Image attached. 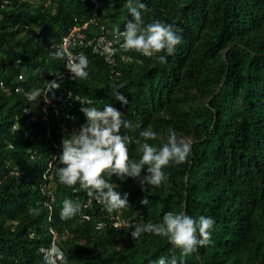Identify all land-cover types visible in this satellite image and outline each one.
I'll list each match as a JSON object with an SVG mask.
<instances>
[{
    "label": "trees",
    "instance_id": "16d2710c",
    "mask_svg": "<svg viewBox=\"0 0 264 264\" xmlns=\"http://www.w3.org/2000/svg\"><path fill=\"white\" fill-rule=\"evenodd\" d=\"M140 2L145 24L160 20L182 30L173 55L149 58L121 47L113 28L123 32L132 19L127 0H0V264H45L37 248L49 242V228L65 264L179 260L166 237L131 236L167 212L215 220L212 243L185 264H264V0ZM83 22L86 38L107 37L115 53L109 61L81 45L89 76L72 79L51 54L61 50L60 35ZM53 74L63 81L51 102L30 105L23 93L60 82ZM116 89L127 105L114 99ZM107 104L130 124L120 130L130 137V160L139 161L136 141L144 142L139 134L149 128L157 133L147 141L153 146L167 142L170 128L191 145L186 163L163 169L168 181L159 187L141 190L132 178L105 175L128 194L130 206L113 212L57 174L62 138L86 123L81 107ZM66 198L82 205L68 220L60 215Z\"/></svg>",
    "mask_w": 264,
    "mask_h": 264
},
{
    "label": "clouds",
    "instance_id": "9594fccd",
    "mask_svg": "<svg viewBox=\"0 0 264 264\" xmlns=\"http://www.w3.org/2000/svg\"><path fill=\"white\" fill-rule=\"evenodd\" d=\"M126 6L132 19L127 21L123 32L120 31L119 26L113 28V33L117 37L123 38L121 47L125 51L135 50L149 58L161 52L173 55L177 45L181 43L182 37L178 33L182 30L171 23L160 20L145 24L142 12L146 10V5L140 0H127ZM112 51L114 54L115 50ZM103 54L105 57L106 53ZM51 55L54 59H64L67 56V69L70 72L65 70V65L63 71L71 73L72 79L88 78L89 73L86 69L89 60L84 53L73 55L71 52L57 50ZM158 60L160 63H166L167 56L159 55ZM53 75L57 76L60 82L54 79L45 82L43 88H34L23 93L30 105L41 98L44 99V104L51 102L49 94L51 93L54 97L55 90L61 88L63 81L61 74ZM13 90H17L18 93L22 92L20 86H14ZM114 99L121 105L128 103L127 97L118 89L114 91ZM25 110H27V106ZM81 112L86 118V123L81 125L78 131H72L62 138V153L59 156V161L63 167L57 170V174L59 181L69 187L79 182L81 188L87 190V195L104 203L109 212L118 211L130 205L127 199L128 194L125 193L122 197L116 191L119 185L113 183L112 180L105 179V175L109 178L116 176L121 181L125 178H132L138 181L141 190H145L150 185L159 187L168 181L163 169L170 164L186 163L191 154L190 143L183 138H178L176 131L171 128L168 130L166 143L160 147L151 145L147 141L155 140L157 133L149 128L139 134L144 142L136 141L137 150L142 154L139 161L130 160L128 154L130 137L122 135L120 131L122 127H130V124L123 119V114L119 110L111 104H107L102 110L96 107L82 106ZM142 170H146L147 174L142 176ZM147 203V199L141 200V204L146 206ZM81 209L82 205L79 202L66 198L62 202L61 219H71L80 213ZM214 224L215 220L212 217L193 218L184 212H167L161 223L135 226L131 236L133 239H138L144 233H152L166 237L180 250V259L178 260L175 256L169 261L160 258L156 264H185L184 257L194 254L198 252L199 248L212 243L211 234ZM39 261L42 262L41 257ZM62 264H65V259Z\"/></svg>",
    "mask_w": 264,
    "mask_h": 264
},
{
    "label": "built area",
    "instance_id": "2783aa9c",
    "mask_svg": "<svg viewBox=\"0 0 264 264\" xmlns=\"http://www.w3.org/2000/svg\"><path fill=\"white\" fill-rule=\"evenodd\" d=\"M92 14L94 15V11H92ZM93 17L90 18L92 20ZM86 22L81 23L80 25H72L70 26L67 31L60 35L58 40V46L59 48L64 52H71L73 55L81 53V45H89L92 50L100 52V53H106V58L111 61V57L108 55V52H110L112 49H114L113 46H110L111 49L109 51L103 50L101 48V36L103 35H97L95 37H85L84 32L81 30L82 27H84ZM63 63L65 65V70L70 72L67 69L68 64V58L67 56L64 57ZM20 77V74L17 75ZM0 85H2V82L0 81ZM16 89V87H15ZM44 100V99H43ZM45 102V101H44ZM41 108L44 110V107L41 106ZM75 129H79L76 128ZM51 232V239L46 245H41L38 247V251L40 252L41 261L45 263H51V264H62L63 263V255L57 246V244L54 241L55 238V231L51 228H49Z\"/></svg>",
    "mask_w": 264,
    "mask_h": 264
},
{
    "label": "rangeland",
    "instance_id": "374dc122",
    "mask_svg": "<svg viewBox=\"0 0 264 264\" xmlns=\"http://www.w3.org/2000/svg\"><path fill=\"white\" fill-rule=\"evenodd\" d=\"M101 38H102L101 42H100L101 48L103 50L105 49V50L109 51L111 49V46L109 44L110 40L107 37H105V36H101ZM73 129L75 130V127ZM117 222H119V220Z\"/></svg>",
    "mask_w": 264,
    "mask_h": 264
}]
</instances>
